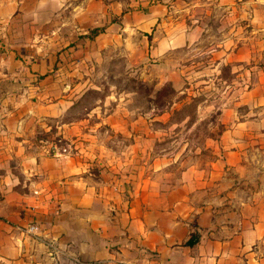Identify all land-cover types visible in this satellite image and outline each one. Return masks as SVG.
Segmentation results:
<instances>
[{
  "label": "rangeland",
  "instance_id": "obj_1",
  "mask_svg": "<svg viewBox=\"0 0 264 264\" xmlns=\"http://www.w3.org/2000/svg\"><path fill=\"white\" fill-rule=\"evenodd\" d=\"M72 1L71 11L60 9L52 18L36 9L20 32L25 54L68 52L53 66L59 77L66 74L58 81L57 99L67 106L27 127L31 141L55 155L77 154L91 177L103 181L106 195L120 184L124 193L130 171L152 176L154 186L177 195L183 179L203 180L215 162L239 200L244 197L250 207L263 202L264 152H254L260 143L243 136L264 135L259 93L251 90L264 70V43L249 3L234 0L227 11L225 0ZM50 21L66 22L57 30L61 43H54ZM109 24L116 38H97ZM94 28L102 30L93 34ZM179 32L180 43L168 48L164 41ZM36 78L31 97L39 98ZM237 118L245 120L236 123ZM221 135H232L235 155L221 143L229 136ZM230 163L237 165L231 169ZM228 206L234 218L241 211L240 203ZM39 228L34 221L25 228L32 247L46 245Z\"/></svg>",
  "mask_w": 264,
  "mask_h": 264
},
{
  "label": "crops",
  "instance_id": "obj_2",
  "mask_svg": "<svg viewBox=\"0 0 264 264\" xmlns=\"http://www.w3.org/2000/svg\"><path fill=\"white\" fill-rule=\"evenodd\" d=\"M243 2L257 14L253 26L262 31L264 43V0ZM233 3L225 0V9L229 11ZM73 5L72 0H0V264H264V201L250 207L244 197L239 200L233 181L219 173L215 162L203 180L183 179L175 188L177 195L154 186L152 176L143 178L131 171L124 193L120 181L116 192L106 195L100 190L103 181L91 177L88 164L77 154L55 155L51 148L31 141L26 134L31 124L41 125L67 106V101L57 99L58 81L66 74L59 77L53 66L58 59L66 60L68 52L56 48L36 53L37 57L25 54L20 32L31 25L25 18L36 9L52 18L60 9L71 11ZM50 23L54 43H61L57 30L61 32L66 22ZM114 30L109 24L97 38H116ZM177 34L164 41L168 48L171 42L180 43L182 34ZM36 77L39 98L31 97V80ZM251 90L259 93L258 121L264 126V70L258 71ZM244 120L237 118L236 123ZM227 136L229 142L221 143L235 155L232 135L221 138ZM243 136L260 143L252 146L254 152H264V135ZM241 155L244 159V150ZM230 165L233 169L237 163ZM234 202L241 204L235 217L240 221H233L228 211ZM33 221L41 227L44 247L30 246L25 228ZM194 234L197 240L188 244Z\"/></svg>",
  "mask_w": 264,
  "mask_h": 264
},
{
  "label": "trees",
  "instance_id": "obj_3",
  "mask_svg": "<svg viewBox=\"0 0 264 264\" xmlns=\"http://www.w3.org/2000/svg\"><path fill=\"white\" fill-rule=\"evenodd\" d=\"M102 29H100V28H94L93 30H92V33L93 34H97L98 32H100ZM197 238H198V234H194V235H192L189 239H188V241H187V243L188 244H193L196 240H197Z\"/></svg>",
  "mask_w": 264,
  "mask_h": 264
},
{
  "label": "built area",
  "instance_id": "obj_4",
  "mask_svg": "<svg viewBox=\"0 0 264 264\" xmlns=\"http://www.w3.org/2000/svg\"><path fill=\"white\" fill-rule=\"evenodd\" d=\"M33 228V226H31V228L30 229H32Z\"/></svg>",
  "mask_w": 264,
  "mask_h": 264
}]
</instances>
